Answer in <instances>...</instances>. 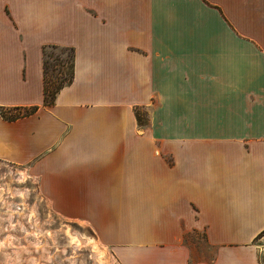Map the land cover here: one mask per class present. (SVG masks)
Segmentation results:
<instances>
[{
	"label": "crops",
	"instance_id": "1",
	"mask_svg": "<svg viewBox=\"0 0 264 264\" xmlns=\"http://www.w3.org/2000/svg\"><path fill=\"white\" fill-rule=\"evenodd\" d=\"M0 162L119 264H264V0H0Z\"/></svg>",
	"mask_w": 264,
	"mask_h": 264
},
{
	"label": "rangeland",
	"instance_id": "2",
	"mask_svg": "<svg viewBox=\"0 0 264 264\" xmlns=\"http://www.w3.org/2000/svg\"><path fill=\"white\" fill-rule=\"evenodd\" d=\"M67 56L50 53L49 69ZM0 264L119 263L86 225L58 216L23 167L0 162Z\"/></svg>",
	"mask_w": 264,
	"mask_h": 264
},
{
	"label": "trees",
	"instance_id": "3",
	"mask_svg": "<svg viewBox=\"0 0 264 264\" xmlns=\"http://www.w3.org/2000/svg\"><path fill=\"white\" fill-rule=\"evenodd\" d=\"M43 51V79H44V104H52L55 100L57 93L66 85L70 84L74 77V50L71 47H63L57 45H46L42 49ZM56 51L57 53H68L66 58L55 57L54 65L49 66L46 58L50 56V53ZM59 56V55H58ZM37 109L36 106L25 108L24 111H16L15 113L8 114L7 111L2 110L1 113L4 117L13 119L18 116L27 115L34 112ZM19 110V109H18ZM137 121L139 124L145 123V118L142 113L135 110ZM262 231L259 236H262Z\"/></svg>",
	"mask_w": 264,
	"mask_h": 264
}]
</instances>
